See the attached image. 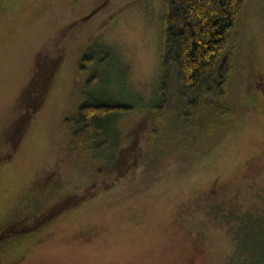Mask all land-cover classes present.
I'll return each mask as SVG.
<instances>
[{
    "label": "rangeland",
    "instance_id": "rangeland-1",
    "mask_svg": "<svg viewBox=\"0 0 264 264\" xmlns=\"http://www.w3.org/2000/svg\"><path fill=\"white\" fill-rule=\"evenodd\" d=\"M163 9L0 0V227L30 186L61 179L47 216L0 243V264H264V0H245L236 19L228 84L207 87L228 95L230 120L203 106L146 141ZM85 102L128 107L112 117L111 150L73 143L67 125Z\"/></svg>",
    "mask_w": 264,
    "mask_h": 264
},
{
    "label": "trees",
    "instance_id": "trees-1",
    "mask_svg": "<svg viewBox=\"0 0 264 264\" xmlns=\"http://www.w3.org/2000/svg\"><path fill=\"white\" fill-rule=\"evenodd\" d=\"M245 0H164L161 19L160 51L158 64L157 96L152 106V121L147 133L149 138L162 139L168 134V123L193 121L194 112L203 106L213 108V114L222 118L234 115L228 95L219 101L208 93L207 87L214 82L226 85L240 39L236 19ZM89 58H83L87 61ZM128 111L120 103L85 102L67 125L71 137L82 152L95 149L103 141L111 150L112 117ZM162 121L163 127L158 130ZM184 126V125H183ZM188 129V128H187ZM184 127L179 134H183ZM167 132V133H166ZM186 134V132H185ZM88 138V139H87ZM139 156V153H136ZM134 156V159L137 158ZM133 163L135 160L132 161ZM54 173L40 187L30 186L27 201L22 209L0 227V243L12 235L31 231L47 216L46 202L52 189L60 184ZM46 187V188H45ZM63 204L61 207H64ZM47 214H46V213ZM32 218V227L23 224V218Z\"/></svg>",
    "mask_w": 264,
    "mask_h": 264
},
{
    "label": "flooded vegetation",
    "instance_id": "flooded-vegetation-1",
    "mask_svg": "<svg viewBox=\"0 0 264 264\" xmlns=\"http://www.w3.org/2000/svg\"><path fill=\"white\" fill-rule=\"evenodd\" d=\"M194 237H196V235L194 236ZM201 237V235H199V238ZM201 239V238H200ZM11 263L10 264H18L17 262H12V261H10Z\"/></svg>",
    "mask_w": 264,
    "mask_h": 264
}]
</instances>
